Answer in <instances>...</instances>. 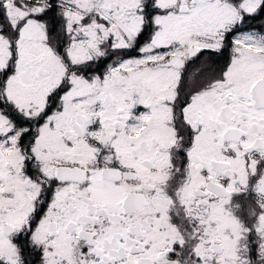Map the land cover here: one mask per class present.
Returning <instances> with one entry per match:
<instances>
[{
    "label": "snow or ice",
    "instance_id": "obj_1",
    "mask_svg": "<svg viewBox=\"0 0 264 264\" xmlns=\"http://www.w3.org/2000/svg\"><path fill=\"white\" fill-rule=\"evenodd\" d=\"M0 264H264V0H0Z\"/></svg>",
    "mask_w": 264,
    "mask_h": 264
}]
</instances>
